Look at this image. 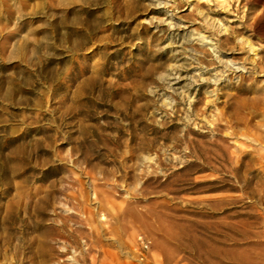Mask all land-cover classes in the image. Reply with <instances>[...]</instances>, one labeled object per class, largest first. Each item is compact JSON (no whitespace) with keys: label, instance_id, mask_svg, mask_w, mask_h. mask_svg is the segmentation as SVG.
Instances as JSON below:
<instances>
[{"label":"rangeland","instance_id":"obj_1","mask_svg":"<svg viewBox=\"0 0 264 264\" xmlns=\"http://www.w3.org/2000/svg\"><path fill=\"white\" fill-rule=\"evenodd\" d=\"M239 3L0 0V264H264Z\"/></svg>","mask_w":264,"mask_h":264},{"label":"bare ground","instance_id":"obj_2","mask_svg":"<svg viewBox=\"0 0 264 264\" xmlns=\"http://www.w3.org/2000/svg\"><path fill=\"white\" fill-rule=\"evenodd\" d=\"M197 1H202V0H197ZM251 0H240V5L242 10L246 9L249 5ZM190 7L188 6L187 9H189ZM244 12V11H243ZM248 18V21L246 23H244L243 25H241L246 31L247 33H251L253 35V38L256 39V41H258V43H262L264 42V30H262L259 34H253L255 33V29L258 26V24L262 21L263 17H264V11L260 10L258 13H256L255 16H253L252 18L250 17V14L245 13V18ZM76 25H79L82 28V32H80V34H90L91 30L93 27L89 26V23L87 22H76ZM218 29L219 31L226 33L227 29L221 25L218 24ZM212 26H214L212 24ZM214 29V28H213ZM204 40L203 38H200V43L204 44ZM238 44L240 45V48L244 51H246L249 56H251V69L250 70H246L247 71V75L251 78V76H254V74L258 71L261 70L262 68H264V59H261L259 63L256 62L255 58L257 57L258 53L260 51H262V47L255 45L254 43L251 42V40L249 39H245V40H238ZM257 64L259 66H261L260 69H258L256 66ZM234 66V65H233ZM240 70V71H239ZM263 70V69H262ZM243 72L245 71V69L243 68H237V69H233L231 67L226 68L225 73H229L230 75L232 74H236V72ZM264 71V70H263ZM241 82H243L244 80L240 79ZM236 92V98H238L239 100L241 98H250L252 101L257 102L258 105L261 108L264 109V90H257V89H250V87H238L234 90ZM228 99H229V109L232 108L233 105V101L235 100L233 96H229L228 95ZM255 113L258 112V110H255Z\"/></svg>","mask_w":264,"mask_h":264}]
</instances>
